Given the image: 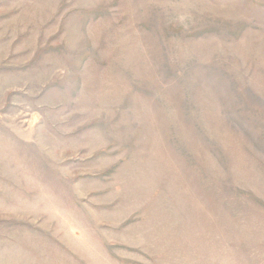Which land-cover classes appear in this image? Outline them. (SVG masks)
I'll use <instances>...</instances> for the list:
<instances>
[{"label":"rangeland","instance_id":"374dc122","mask_svg":"<svg viewBox=\"0 0 264 264\" xmlns=\"http://www.w3.org/2000/svg\"><path fill=\"white\" fill-rule=\"evenodd\" d=\"M0 264H264V0H0Z\"/></svg>","mask_w":264,"mask_h":264}]
</instances>
